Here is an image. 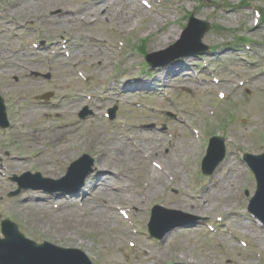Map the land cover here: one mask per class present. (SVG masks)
<instances>
[{
  "label": "rangeland",
  "instance_id": "374dc122",
  "mask_svg": "<svg viewBox=\"0 0 264 264\" xmlns=\"http://www.w3.org/2000/svg\"><path fill=\"white\" fill-rule=\"evenodd\" d=\"M146 1L155 8L151 13L138 0H0V96L10 122L9 128L0 129V221L15 222L37 244L47 241L80 249L93 264H264V235L260 233L264 226L254 222L247 211L255 180L242 158L245 153L264 152V93L259 91L264 90V22L263 27L254 29L251 15L245 18L253 5L264 12V0ZM100 3L111 4L106 15L95 18L90 14L86 19L81 16L83 10ZM166 8L171 12L155 14L157 9ZM66 10L72 11V17L57 19ZM120 13L128 14L124 21L117 18ZM189 14L212 24L203 38L209 47L207 52L190 53L158 66L161 72L157 75L137 52L140 48L147 54L169 48L180 39ZM171 30L178 35L175 39L167 36ZM238 36L246 39L250 52L237 40ZM60 39L69 41L72 58L67 61L30 53L33 49L29 44L46 40L56 45ZM101 40L118 49L110 54ZM235 48L252 60L251 69L236 57ZM101 52L106 58L101 57ZM204 60L210 70L204 69ZM183 66L190 68L193 82L197 81L194 70L206 77L216 73L222 83L218 86L202 81L204 87H192L182 82ZM165 70L176 79L172 86L166 85L171 89L168 95L172 102L162 93L157 94L158 99L151 97V91L114 93L115 88L122 89L117 86L121 81L145 80L153 86L161 85ZM78 71L87 76V82L78 78ZM240 81L250 84L240 88ZM242 89L248 90L246 98ZM216 92L226 93L229 100L219 101ZM45 95L49 97L43 99ZM7 96L9 100L13 97L11 109ZM136 103L155 112L137 108ZM112 109L114 118L104 117ZM85 111L88 114L79 117ZM188 125L208 131V138L225 140V162L211 175L201 173L208 142L194 140ZM52 135L58 139L52 140ZM152 141L158 147L157 153L141 148ZM94 144L97 151L93 150ZM115 146L129 148L132 158ZM82 154L91 158V168L99 175H104L101 160L130 166L129 174L124 175L128 181L123 176L120 183H115L112 191L116 194L130 186L127 196L142 200L151 191H144L150 182L145 169L155 170L147 157L163 165L168 175L164 178L166 188L151 191L148 201L140 204L122 199L103 204V197L90 192L91 183H86L85 178L78 187L84 184L88 194L83 205L75 201L77 196L69 197L72 192L51 193L57 187L50 185L9 197L18 188L12 181L14 175L38 172L43 178L58 180L66 174L67 164ZM176 155L181 156L179 162L170 168L167 160ZM16 160L21 161L20 170ZM96 175L94 171L90 176ZM222 184L229 195L222 192ZM138 191H144L143 195ZM27 193L34 200L31 206L21 205ZM36 201L43 205L37 207ZM194 202L201 211L191 210ZM53 204H59L61 210H54ZM121 206L131 210L130 219L138 233L134 234L121 219L116 211ZM155 206L181 213L176 217L156 214L157 235L174 223L180 224L163 239L150 236L147 228ZM126 240L135 246H129ZM240 242H246L247 247Z\"/></svg>",
  "mask_w": 264,
  "mask_h": 264
},
{
  "label": "bare ground",
  "instance_id": "6f19581e",
  "mask_svg": "<svg viewBox=\"0 0 264 264\" xmlns=\"http://www.w3.org/2000/svg\"><path fill=\"white\" fill-rule=\"evenodd\" d=\"M110 6H111L110 3H104V4L100 3V4L96 5V6H94L93 8L90 7L89 9L83 10L82 11L83 14L81 16L84 17L85 19L89 18L90 14H93L95 18H97V16L102 17V16L106 15L105 13H108V11L110 9ZM158 12L169 13V12H171V10L169 8H166L165 10L164 9L163 10H159ZM144 14L148 15V12H144ZM72 15H73L72 11L66 10V11L62 12L61 14L57 15L56 17L59 20L60 19H69V18L72 17ZM117 15L118 14H116V16ZM127 15H124V14L122 15L120 13V17H117V18H119L120 20L124 21V19L127 18ZM145 15H142V17L146 18ZM75 18H78V16L75 17ZM105 19H107V18H105ZM158 19H160V18H158ZM158 19H154V20H158ZM125 30H129V29H125ZM167 36H171L173 39H175L178 35L175 34L174 30H171L170 33L167 34ZM158 46H161V44H159ZM101 57L102 58H106V54L104 52H101ZM97 64L100 67H102L100 63H97ZM164 72H166V71H164ZM162 75H164V74H162ZM124 84H125V86H122ZM129 85H130L129 83H126V82H123V81L120 82V84H117V86H121L122 89H126V90H130L132 88V87L128 88ZM196 86L197 85H192V87H196ZM138 87H140V86H138ZM122 89L117 87V88L114 89V91H115L114 93H116L118 95V94H120V92H125V91H122ZM51 139L52 140L58 139V136L57 135H52ZM92 141L94 142V140H92ZM120 143H121V145L125 144L124 142H120ZM116 148H118V147L115 146V149ZM141 148L142 149L146 148V149H148L150 151H153L154 153L157 151V145L155 144L154 141H152V142H150L149 144H146V145L142 144ZM93 150L94 151L98 150L95 144H94ZM122 150L125 151V154H124L125 156H127L130 159L132 158L131 156L133 154H132V152L130 151L129 148L125 149V146H120L118 148V151H122ZM135 151L137 152V150H135ZM180 157H181L180 155L179 156L176 155L175 157H172L169 160H167L168 161L167 164L169 165V167L173 168V165L176 162H179ZM110 162L113 163L112 160H110ZM111 163H108V162H105V161H102V160L100 161L99 166H101V168H102V171H103V174H104V179H102V175H99L97 177H94L95 175L93 177L90 176L87 179V183L88 182L89 183L92 182V181H88L90 179L96 181V183L93 186L89 187V190H91L90 192L95 191V192L98 193V195L102 196L103 197V204H109V203H112L113 201H118L119 202V200H121V199L122 200H130L132 203L140 204V202L142 200L143 201H148V199L150 198V192L151 191H153V192L156 191L157 192L160 189L164 190L166 188L167 181H165L164 178H168V175L163 173L162 169L160 167H157L155 170H151V169L146 168L145 169V175H146V178L147 179L149 178V180L151 182V183L150 182L148 183L149 188H150L151 191H147V195L142 200L138 199V198H135L132 195L127 196V192H130L129 191L130 186L125 187V191L124 190H120L121 194H116L115 192L112 191V190H114V185H115V183H120V181L122 180L124 175L129 174L130 166H128L127 163H115V164H111ZM16 164L19 165L18 169L20 170L22 164L21 163H16ZM123 166H124V170L121 169ZM143 167H145V166L143 165ZM112 169H113V171H112ZM124 179H125V181H128V177L127 176H124ZM221 189H223L222 192H225L228 195L230 194V192L227 189V187L225 186V184H222V188ZM117 191H119V189H117ZM32 202H34V200L30 197V193H27L26 198L24 199V201H21V205H23V206H31ZM86 202L88 203V202H90V200H86ZM35 205L37 207H41L43 205V203L41 204V203H38L36 201ZM190 208H192L191 210H194V211H201L202 210V208L199 206V204L197 202L192 203ZM204 211L207 212L208 209H205ZM101 218H102V216H101Z\"/></svg>",
  "mask_w": 264,
  "mask_h": 264
},
{
  "label": "water",
  "instance_id": "95a60500",
  "mask_svg": "<svg viewBox=\"0 0 264 264\" xmlns=\"http://www.w3.org/2000/svg\"><path fill=\"white\" fill-rule=\"evenodd\" d=\"M221 159V158H220ZM258 164L252 168L258 180V192L253 199L250 210L264 220V156L257 159ZM14 226L4 223V234L6 240L0 243V264H81L84 260L81 257H69L60 251L55 252L49 247H34L26 244L22 237L15 233Z\"/></svg>",
  "mask_w": 264,
  "mask_h": 264
}]
</instances>
